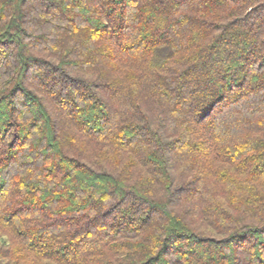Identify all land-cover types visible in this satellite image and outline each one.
<instances>
[{
  "label": "trees",
  "instance_id": "trees-1",
  "mask_svg": "<svg viewBox=\"0 0 264 264\" xmlns=\"http://www.w3.org/2000/svg\"><path fill=\"white\" fill-rule=\"evenodd\" d=\"M0 264H264V0H0Z\"/></svg>",
  "mask_w": 264,
  "mask_h": 264
}]
</instances>
